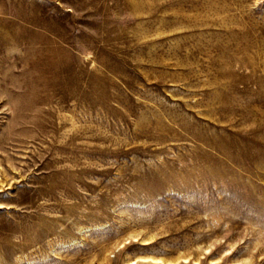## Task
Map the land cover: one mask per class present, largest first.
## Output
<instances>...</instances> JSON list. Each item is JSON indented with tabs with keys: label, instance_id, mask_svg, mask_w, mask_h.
I'll list each match as a JSON object with an SVG mask.
<instances>
[{
	"label": "rangeland",
	"instance_id": "1",
	"mask_svg": "<svg viewBox=\"0 0 264 264\" xmlns=\"http://www.w3.org/2000/svg\"><path fill=\"white\" fill-rule=\"evenodd\" d=\"M0 264H264V0H0Z\"/></svg>",
	"mask_w": 264,
	"mask_h": 264
},
{
	"label": "bare ground",
	"instance_id": "2",
	"mask_svg": "<svg viewBox=\"0 0 264 264\" xmlns=\"http://www.w3.org/2000/svg\"><path fill=\"white\" fill-rule=\"evenodd\" d=\"M194 17V16H193ZM193 19V18H192Z\"/></svg>",
	"mask_w": 264,
	"mask_h": 264
}]
</instances>
